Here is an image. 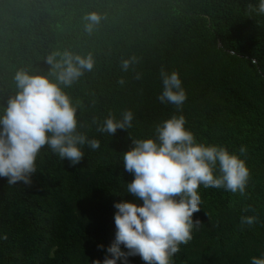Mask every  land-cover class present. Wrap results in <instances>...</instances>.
I'll return each mask as SVG.
<instances>
[{
	"label": "trees",
	"instance_id": "1",
	"mask_svg": "<svg viewBox=\"0 0 264 264\" xmlns=\"http://www.w3.org/2000/svg\"><path fill=\"white\" fill-rule=\"evenodd\" d=\"M258 0H0V108L15 95L14 75H48L53 52L91 54L94 67L63 90L77 109L78 131L100 141L86 145L71 166L45 145L31 186L0 178V264H92L114 240L116 202L132 173L123 154L136 139L183 115L197 141L225 146L245 160L244 193L198 189L199 225L172 264H249L264 253V15ZM90 13L100 17L86 30ZM132 59L128 71L121 62ZM180 74L186 100L157 99L160 72ZM139 74V78H137ZM50 79H55L50 76ZM123 81V83H121ZM134 114L132 127L101 134L109 115ZM244 146L246 151L239 153ZM241 216H254L252 225ZM122 250H124L122 248ZM129 264H145L139 256Z\"/></svg>",
	"mask_w": 264,
	"mask_h": 264
},
{
	"label": "clouds",
	"instance_id": "2",
	"mask_svg": "<svg viewBox=\"0 0 264 264\" xmlns=\"http://www.w3.org/2000/svg\"><path fill=\"white\" fill-rule=\"evenodd\" d=\"M249 7L264 15V0ZM85 19L89 31L100 21L96 13ZM45 61L51 66L48 75H32L24 69L15 73L17 91L0 108V178H6L9 186H31L37 156L45 145L71 166L81 162L83 146L93 151L100 148L98 139L78 131L76 106L63 90L93 69L91 54L53 52ZM133 62L123 60L121 70L128 71ZM160 79L157 99L179 111L187 98L180 74L161 70ZM133 119L130 110L119 119L109 115L97 131L113 135L118 129L131 128ZM132 144L123 154L124 170L134 177L125 184V191L142 203H114V240L107 247L97 245L104 256L92 264H129V258L136 256L145 264H172V257L192 239V230L200 223L193 220L203 202L198 189L245 191L249 169L241 155L223 145L197 141L183 115L158 125L155 138L136 139ZM245 151L242 145L239 153ZM240 222L252 225L255 217L241 216ZM6 239V234H0V240ZM249 264H264V253L251 256Z\"/></svg>",
	"mask_w": 264,
	"mask_h": 264
}]
</instances>
